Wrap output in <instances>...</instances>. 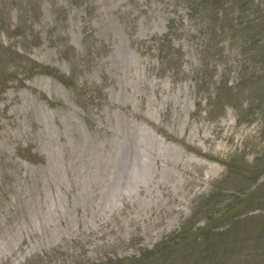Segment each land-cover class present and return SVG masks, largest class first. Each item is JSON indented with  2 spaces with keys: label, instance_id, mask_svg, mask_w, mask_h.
<instances>
[{
  "label": "rangeland",
  "instance_id": "rangeland-1",
  "mask_svg": "<svg viewBox=\"0 0 264 264\" xmlns=\"http://www.w3.org/2000/svg\"><path fill=\"white\" fill-rule=\"evenodd\" d=\"M155 248L264 264V0H0V264Z\"/></svg>",
  "mask_w": 264,
  "mask_h": 264
},
{
  "label": "trees",
  "instance_id": "trees-1",
  "mask_svg": "<svg viewBox=\"0 0 264 264\" xmlns=\"http://www.w3.org/2000/svg\"><path fill=\"white\" fill-rule=\"evenodd\" d=\"M186 229H182V231H180V233H178V239L179 240L181 237L184 236V233H185ZM188 231V230H187ZM189 232V231H188ZM168 243V241H162L160 244L166 246V244ZM162 245H160V247L162 248ZM156 248L155 250H146V251H143L141 254H140V257L138 258H131L130 260L126 261V262H130L131 261L133 262L132 264H139L140 262H142L145 258H148V257H151L149 255H153V254H158L156 252ZM119 262H123L122 260H118ZM125 262V261H124Z\"/></svg>",
  "mask_w": 264,
  "mask_h": 264
},
{
  "label": "bare ground",
  "instance_id": "bare-ground-1",
  "mask_svg": "<svg viewBox=\"0 0 264 264\" xmlns=\"http://www.w3.org/2000/svg\"><path fill=\"white\" fill-rule=\"evenodd\" d=\"M130 163H132V161H130ZM130 163H128V165H131ZM130 179L128 178V175H126V174H124L123 175V181H122V183H126V182H128Z\"/></svg>",
  "mask_w": 264,
  "mask_h": 264
}]
</instances>
